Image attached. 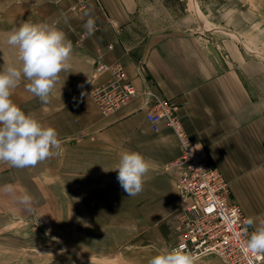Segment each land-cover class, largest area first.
I'll return each mask as SVG.
<instances>
[{
    "label": "crops",
    "instance_id": "1",
    "mask_svg": "<svg viewBox=\"0 0 264 264\" xmlns=\"http://www.w3.org/2000/svg\"><path fill=\"white\" fill-rule=\"evenodd\" d=\"M149 4L0 0V26L5 27L0 28V56L6 60H15L6 33L24 22L56 26L72 44L70 68L60 73L49 103L29 93L23 80L12 101L55 128L60 139L82 137L119 146L162 167L178 158L181 149L165 120L153 130L145 119L151 106L146 91L153 90L176 107L190 141L206 147L229 183L230 199L248 218L264 221V62L235 44L211 52L191 37L169 32L166 25L154 23ZM89 17L95 20L92 34L84 27ZM99 63L107 68L96 71ZM117 64L136 93L128 103L102 114L90 90L106 82ZM194 264L221 262L209 257Z\"/></svg>",
    "mask_w": 264,
    "mask_h": 264
},
{
    "label": "rangeland",
    "instance_id": "2",
    "mask_svg": "<svg viewBox=\"0 0 264 264\" xmlns=\"http://www.w3.org/2000/svg\"><path fill=\"white\" fill-rule=\"evenodd\" d=\"M144 1L169 32L211 52L235 44L264 62V0ZM61 140L59 153L34 167L0 163V264H148L170 248L182 205L176 173L147 160L143 190L130 198L112 170L119 146ZM25 192L29 205L19 199Z\"/></svg>",
    "mask_w": 264,
    "mask_h": 264
},
{
    "label": "clouds",
    "instance_id": "3",
    "mask_svg": "<svg viewBox=\"0 0 264 264\" xmlns=\"http://www.w3.org/2000/svg\"><path fill=\"white\" fill-rule=\"evenodd\" d=\"M88 34L95 30V20L89 17L84 25ZM6 44L14 50L15 60L0 56V163L17 169L34 167L58 154L63 141L55 128L44 126L31 113L16 105L11 95L23 80L25 88L43 104L49 103L51 93L59 82L60 73L70 68L71 41L56 26L24 22L6 33ZM117 180L128 196L143 190L144 178L150 164L142 154L124 150L115 167ZM11 192L12 185H4ZM20 202L29 205L32 197L22 194ZM253 230H245L242 252L247 256L264 255V221L249 217L245 221ZM196 257L180 247H162L149 258L148 264H194ZM251 264V262H250Z\"/></svg>",
    "mask_w": 264,
    "mask_h": 264
},
{
    "label": "built area",
    "instance_id": "4",
    "mask_svg": "<svg viewBox=\"0 0 264 264\" xmlns=\"http://www.w3.org/2000/svg\"><path fill=\"white\" fill-rule=\"evenodd\" d=\"M82 6V4L80 5ZM103 63L96 71L106 69ZM111 77L93 87L90 95L102 114L115 111L135 95L134 87L126 80L120 65L110 68ZM151 106L145 115L153 130L165 120L178 138L181 153L165 164V169L178 174L176 190L181 202V213L174 225V239L170 246H183L196 257H216L221 264H261L264 255L246 256L242 244L248 218L241 206L230 199L229 183L211 161L206 147L190 141L176 114V107L153 90L146 91Z\"/></svg>",
    "mask_w": 264,
    "mask_h": 264
}]
</instances>
